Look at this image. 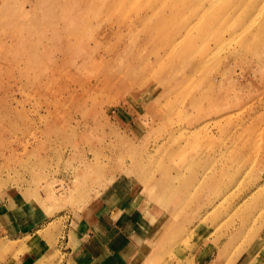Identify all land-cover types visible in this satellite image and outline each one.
<instances>
[{
    "label": "rangeland",
    "instance_id": "374dc122",
    "mask_svg": "<svg viewBox=\"0 0 264 264\" xmlns=\"http://www.w3.org/2000/svg\"><path fill=\"white\" fill-rule=\"evenodd\" d=\"M13 1L6 14L0 10V32L9 30L8 16L34 38L0 39V264L67 263L79 232L81 249L109 233L118 245L131 235L137 264H264V0H214L205 14L213 23L204 27L220 39L196 40L210 50L204 66L184 79L178 58L150 60L151 86L99 95L96 109L81 100L80 77L90 64L79 72L65 66L59 82L70 85L54 96L21 86L40 59L32 50L42 29L62 10L71 13L67 39L84 52L97 14L121 1L104 45L113 42L126 64L140 62L132 57L142 43L149 58L161 47L155 21L119 28L130 14L126 0H61L55 8L53 0ZM22 3L30 10L25 23L15 15ZM55 25L66 34L63 23ZM57 125L62 136L52 132ZM193 160L201 164L181 166ZM32 210L43 217L33 225ZM142 233L147 244L138 240Z\"/></svg>",
    "mask_w": 264,
    "mask_h": 264
},
{
    "label": "bare ground",
    "instance_id": "6f19581e",
    "mask_svg": "<svg viewBox=\"0 0 264 264\" xmlns=\"http://www.w3.org/2000/svg\"><path fill=\"white\" fill-rule=\"evenodd\" d=\"M126 1V8L130 14L125 15V20L119 21V28L131 20H134V23L137 24V22L146 23L148 22V19H150L155 21L153 28L157 29L161 35H163L161 38V47L155 52H152L154 54V57H151L152 59L149 58L151 55L148 57V55L145 56L142 54L145 47V44L142 43L136 49L137 53L135 56L132 57L134 60H139L140 62L135 63L133 60L129 59L128 63L123 64L122 61H119L118 55L120 54V51L111 47L113 42L104 45L108 32L110 31L111 34L114 32V30H110L113 23L112 9L123 11L121 8V1L115 3L108 1L105 4L106 10L103 13L99 12L97 14L95 25L91 22L95 27H93V31H89L84 35V40L87 42V47L84 52L77 49L75 45L67 39V36H72L68 34V32L72 30H70L67 25V21L72 17V14L65 13L62 10L57 14L53 26L48 25L47 28L42 29L41 33L44 37L38 38L40 42L39 46L33 47L32 50L34 51L35 58L40 59L35 65L31 66L33 67L32 71H34V74L27 71L24 77L26 80H21L23 82L21 86L26 85L31 87L36 94L41 93L44 96H47V94L54 96L57 90L66 87V85H64L65 83L69 84V82L65 81V78H63L62 83L59 82V78L68 72L65 71V66H72L79 72L81 67L90 64L92 68L89 75L83 72V75L80 77V87L83 96L81 100H84V104L82 105L85 108L89 105L90 109H96V107L101 105L102 101H104L103 99H98L99 95H111L113 93L124 92L125 90L129 91L134 87L151 86L150 81L146 77V74L152 67L150 60L157 62L158 60L169 56L178 58L181 67L185 70L184 79L188 78L192 72L194 73L204 66L205 63L202 61V54L206 56L210 50L206 43L201 46L197 45L196 40L198 39L204 42L209 38L220 39V32L218 30L213 29L212 27H204L205 25L210 26L213 23L212 19H205V14L210 13L214 8V0H208L201 4H199L198 0H183L182 2L180 0H146L141 4H135L131 0ZM13 3V0H7L6 2L0 1V10L6 14L7 10L12 7ZM59 4L63 7V2L61 0H53L52 2L53 8ZM195 4L199 5L197 9L193 10L192 8ZM19 7L20 11L15 15L21 22L25 23L27 21L24 19L23 15L30 10L24 9L23 3ZM144 10H146L145 13ZM220 11H222V9H220ZM131 12L134 13V17L131 16ZM140 13L144 14L141 16ZM15 15L11 14L12 20H15ZM3 20H5L4 17ZM57 21L63 23L62 27L66 34L57 28V25H55V22L57 24ZM4 22L9 27V30L1 31L0 39L6 41V38L13 40L16 39V36H22L24 37L23 41H25L26 39L32 40L34 38L32 33L23 34L22 29L14 28L11 25V20L8 21V16ZM106 24H108V28L105 27L102 29ZM123 35L124 34L118 35L115 38L117 43H119L118 40ZM74 39L78 41L80 40V35L75 34V31ZM39 49L41 50V57L35 55L36 51ZM129 54H132V52H128V55ZM75 56L77 57L76 60L72 58ZM67 57L70 59H67ZM78 57L82 58L81 64L79 63L80 61H78ZM113 62L115 68L112 69L111 63ZM75 76H78V74H75ZM164 88L165 87H156L154 93L158 91L163 92ZM52 89L56 91H51ZM204 96L206 97V94ZM191 101L194 106H200L198 98H192ZM61 102L62 101H56L55 103L58 105ZM81 108L83 107L81 106ZM85 111L87 112L86 109ZM89 111L91 110H88V112ZM180 111H182V109H180L179 112ZM49 114L50 111H48V115ZM59 126L60 125L54 127L52 132H56L57 135L62 136L63 133H61V131H63V129L61 128L62 126ZM192 134H194V131ZM192 136L193 135L187 137L186 145L190 142ZM177 147L178 149H181L184 145H179ZM200 164V162L193 160L190 163L181 166L198 167Z\"/></svg>",
    "mask_w": 264,
    "mask_h": 264
},
{
    "label": "crops",
    "instance_id": "0c3cea01",
    "mask_svg": "<svg viewBox=\"0 0 264 264\" xmlns=\"http://www.w3.org/2000/svg\"><path fill=\"white\" fill-rule=\"evenodd\" d=\"M113 206L116 207V205ZM10 217L11 221L9 222V224H13L16 228H18L17 225H19V223H17V216L11 214ZM111 217L116 218V216L113 214H111ZM42 218L43 217L40 215L39 212H37V210H32V212L28 216L27 222L32 225L37 224L42 220ZM25 223L26 222H24L23 220V224ZM115 227H113L112 230H116L117 228ZM111 237L112 235L111 233H109L106 237L108 239L104 240V243L94 242L93 246L86 243L84 245V248L81 249L82 241L79 232V236L74 235L70 241L71 243L74 241V243H72V249H74V251H72L73 253L71 254L73 259L67 261V263L64 264H137L135 263L134 259L135 256L138 254V251H140L139 242L136 241L138 243H136L137 247L136 249H134V241L131 235L129 236L128 240L125 239L123 242L119 241V245L116 242L117 238H115L114 240L113 238L110 239ZM138 240H140V242L142 241V243L144 244H147L149 242V238L146 234L143 233ZM142 243L141 246L143 245Z\"/></svg>",
    "mask_w": 264,
    "mask_h": 264
}]
</instances>
